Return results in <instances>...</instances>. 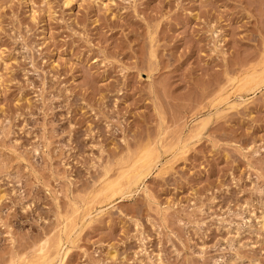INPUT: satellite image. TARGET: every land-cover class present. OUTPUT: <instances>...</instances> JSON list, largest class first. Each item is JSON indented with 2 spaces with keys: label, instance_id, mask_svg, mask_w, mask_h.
<instances>
[{
  "label": "rangeland",
  "instance_id": "374dc122",
  "mask_svg": "<svg viewBox=\"0 0 264 264\" xmlns=\"http://www.w3.org/2000/svg\"><path fill=\"white\" fill-rule=\"evenodd\" d=\"M0 264H264V0H0Z\"/></svg>",
  "mask_w": 264,
  "mask_h": 264
}]
</instances>
